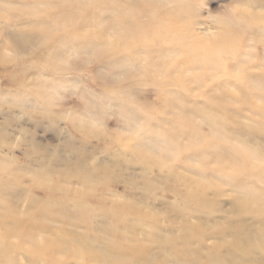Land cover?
Returning a JSON list of instances; mask_svg holds the SVG:
<instances>
[{"label":"rangeland","instance_id":"rangeland-1","mask_svg":"<svg viewBox=\"0 0 264 264\" xmlns=\"http://www.w3.org/2000/svg\"><path fill=\"white\" fill-rule=\"evenodd\" d=\"M126 16L177 19L193 40L228 35L236 47L214 69H180L183 87L163 83L143 54L102 52L96 31ZM260 173L264 0H0V264H30L20 233L31 222L25 234L57 245L31 264H230L234 232L264 227L236 209L241 194L264 198ZM199 185L208 208L186 197ZM114 246L124 255L112 260Z\"/></svg>","mask_w":264,"mask_h":264},{"label":"bare ground","instance_id":"bare-ground-1","mask_svg":"<svg viewBox=\"0 0 264 264\" xmlns=\"http://www.w3.org/2000/svg\"><path fill=\"white\" fill-rule=\"evenodd\" d=\"M151 6L152 5L149 3L144 4L145 13L150 10ZM189 7L190 6L188 4L183 5V11L187 12L185 13L186 15H190V13L186 10ZM60 14L66 18H69L68 16H72L69 9H63ZM100 14V12H96L92 15L100 18ZM141 14L143 15L144 13ZM176 21L177 19H174L173 22H170L169 24L159 22V27H153L143 24L137 18H129L126 16L120 18L122 27L115 29V31L109 36L103 37L104 34H107L104 31L105 29L96 31V35L102 39L101 42H99V45H101L103 50L102 52L114 54L124 50H132L134 55L143 54L145 56L147 68L155 74H158L161 77L159 78L160 81H163V83L174 82L183 87L186 84V78H184L180 69L182 71L202 67H205V69H214L216 64L219 61H222L227 53H232L235 50L236 44L228 42V35H224L223 38L218 40L209 41V44H205L204 41H199L197 39L193 40L189 30L185 27H177L175 25ZM91 26L99 27V23L93 22ZM107 27L108 26H106V28ZM45 32H47V30ZM153 66L155 68H152ZM190 79L195 82H200V78L197 76H191ZM207 110L210 109L208 107H203L200 112L207 116V113H210V111ZM215 118V114L209 115V119L212 120L211 122H215ZM238 153L243 156V160L244 158L246 159V154L242 151H238ZM139 159L144 163H155L157 161L153 157H146L141 154ZM159 164L162 165L163 163L159 161ZM259 178L264 182V173H260ZM204 188H206L205 185H199V187L197 186L195 190L186 194L187 199L194 202V208L209 207V204H207L204 198ZM6 199H8V201L11 200L9 198ZM10 203L13 205V202L10 201ZM10 208L8 210L9 212L12 210ZM236 209L239 216H242L246 211H249L255 214L256 219H259V216L260 218L264 217V198H260L254 194L250 195L249 193L241 194L236 201ZM8 218L10 217H5L3 221L8 223L10 227L17 226V228L21 230L18 225L19 223L16 225L14 220L9 222ZM112 218L113 222L122 228L135 224L133 221L126 224L124 219L119 217L117 212L112 213ZM28 227H30V229H34L33 222L27 225L24 231H27ZM24 231L20 233L22 234L20 237L22 239V244L27 242L26 254L27 260L30 261V264L35 257L42 258L46 252L57 246L48 239H45V242L43 243L36 242L33 240L34 238L28 236L27 233L25 234ZM241 231L242 233L234 232L235 235H233V238L235 239L234 252L239 255V258L238 260H234V257L237 255H234L233 252V254L229 256V259L233 263H229L264 264V227L255 235L252 234V230L248 227H243ZM224 232H226V230H224L223 233ZM239 240H247V242L246 244H243L240 243ZM155 241H158L157 244L159 246V236H156ZM184 241L189 243L190 236L186 237ZM165 243H167V241H165L162 246H164ZM245 248L250 249V253H253L254 257L246 258L242 253L245 251ZM142 249H144L142 246L140 247L134 243V245L129 248L128 254L133 260H135L140 257ZM187 250V246L183 248V252ZM81 252L82 250L80 249L76 250V254ZM108 252V256L112 260L124 255L122 252L120 253L115 246L111 247ZM208 264H225V260H222L221 257L210 256L208 258Z\"/></svg>","mask_w":264,"mask_h":264}]
</instances>
